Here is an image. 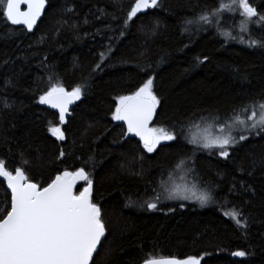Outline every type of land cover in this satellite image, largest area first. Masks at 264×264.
<instances>
[{"label":"trees","instance_id":"obj_1","mask_svg":"<svg viewBox=\"0 0 264 264\" xmlns=\"http://www.w3.org/2000/svg\"><path fill=\"white\" fill-rule=\"evenodd\" d=\"M45 1L32 33L11 26L0 5V160L42 187L84 168L106 226L91 264L190 256L200 264H264V133L230 147L227 159L189 143L196 125L264 102V22L255 17L247 42L237 43L219 30L226 15L195 22L220 0H159L130 21L135 0ZM249 2L264 14V0ZM149 78L160 100L153 127L176 136L152 153L112 119L118 97ZM56 83L82 89L64 124L39 103ZM50 127H60L64 139ZM182 174L208 188L214 202L163 198L162 186ZM9 204L0 181V215ZM233 208L246 226L225 215Z\"/></svg>","mask_w":264,"mask_h":264},{"label":"snow or ice","instance_id":"obj_2","mask_svg":"<svg viewBox=\"0 0 264 264\" xmlns=\"http://www.w3.org/2000/svg\"><path fill=\"white\" fill-rule=\"evenodd\" d=\"M0 5H3V16L8 22L12 25H25L31 31L42 14L45 0H0ZM22 6H26V10H22ZM158 6L159 0H135L127 20H132L145 9ZM237 9L243 17L239 25L241 32L248 31V25L255 17H258V22H264V14H259L249 0H228L227 3L220 0L211 15L202 14L195 22L211 24L212 17H219L225 11L235 12ZM187 23L191 24L193 21ZM222 34L234 39L230 32ZM257 43L249 41V46H256ZM103 55L101 53L102 58ZM81 95L82 89L79 86L67 91L56 83L39 97V103L57 109L59 122L64 124L69 105L79 100ZM159 104L160 100L153 92V78H149L132 94L118 97L112 116L115 121H123L127 125V132L139 137L149 153L155 152L162 141L176 139L174 134L163 128L149 127ZM234 128L250 134L264 133V102L244 106L239 112L234 110L229 120L219 128L220 135H213L209 125L201 136H193L189 143L197 144L199 148L209 152L218 149L219 155L227 159L229 147L248 138L241 134L238 141L232 135ZM49 131L58 139H64L60 127H50ZM189 170L195 171L194 168ZM0 178L6 181L7 189L10 190V204L3 210L4 214L0 215V264H91L102 238L106 236V226L101 207L93 202V181L84 168L74 172L64 171L42 187L32 182L22 168L17 167L13 172L6 167L5 161L0 160ZM81 180L87 186L76 194L74 189ZM162 187L167 194L165 198L169 200L194 201L200 207L214 202L212 192L196 183L191 186L178 184ZM156 200H160V195L156 196ZM147 208L155 211L157 203L147 202ZM225 215L238 226H246L241 225L239 217L242 213L239 210L233 208ZM233 255L243 257L246 253L237 251ZM145 264H200V259L193 256L182 260L161 257L148 259Z\"/></svg>","mask_w":264,"mask_h":264},{"label":"rangeland","instance_id":"obj_3","mask_svg":"<svg viewBox=\"0 0 264 264\" xmlns=\"http://www.w3.org/2000/svg\"><path fill=\"white\" fill-rule=\"evenodd\" d=\"M224 2L227 3L228 0H225ZM239 13H240V10L239 9H237L235 12H227V11H225L223 13L224 15L223 14L220 15V16H225L226 15L222 19L223 20L224 27L221 25V27L220 28L218 27V28H219V30L222 33L230 32L231 33V36L234 37V39H232V38H226L223 35V37L226 40L237 41V43H239L238 41H240V42L241 41H244V43H245V42H247V38L245 37V34H247L248 31H249V29L251 28V26H252V24L254 22V18H253V22L248 25V31L247 32H241L239 25H240V22L243 19V17ZM220 22H221V20H220ZM249 114H250V112L247 113V114H245V116L246 115H249ZM227 120H229V119H227ZM225 121H222V122H215V121H213L211 123L209 122V123H205V124H198V125H196L194 127V129H193V131L191 133V138L193 136H197V137L201 136L203 134L204 129L207 128L209 125H211L210 131L212 132L213 135H220L221 133L219 132V128L224 124ZM241 134L246 135L247 137H249V135H253V134H256V133H251L250 134L248 132H241L238 128H234L233 131H232V135L235 136L238 141H239V136ZM167 142H169V141H162L160 143V145L161 144H164V143H167ZM239 142H242V141H239ZM217 151H218V149H217ZM178 184H186L188 186H191V184H193V182L191 180H189L184 174H182V175H177V177L173 178L169 182H166V184H164L163 186L172 187V186L178 185ZM166 195L167 194L164 192V196H166ZM163 198H165V197H163ZM172 201L177 202V203L194 204V205L200 207V205L198 203L194 202V201H187V200H172ZM235 257L241 258V257H238V256H235Z\"/></svg>","mask_w":264,"mask_h":264},{"label":"water","instance_id":"obj_4","mask_svg":"<svg viewBox=\"0 0 264 264\" xmlns=\"http://www.w3.org/2000/svg\"><path fill=\"white\" fill-rule=\"evenodd\" d=\"M46 9H47V3H46V1H45V7H44V9H43V11H42V14H41L40 18L37 20L36 24L34 25V27H33V29H32L31 31H29L25 25H12L10 22H9V24H10L11 26H14V27L23 28V29H24L25 31H27L28 33H32V32L36 29V27H37L38 23L40 22V20L43 18V15H44ZM150 9H151V8H148V9H145V10H143V11H141V12H146V11H148V10H150ZM22 10H26V6H22ZM79 102H80V99L69 105V107H68V113L66 114V117H65V122L67 121L68 118L71 117V110H72L76 105H78ZM43 105H44V104H43ZM44 107H45L48 111L55 113V114L58 116V118H59V112H58L57 109H53V108L49 107L48 105H44ZM156 114H157V112H156ZM155 118H156V116L153 118V121L150 123L149 127H153V125H154V123H155ZM118 123L121 124V125H123V126L125 127V129L127 130V125H126L123 121H118ZM129 135H130L132 138H134L136 141H138V142L143 146V142L140 140L139 137H137V136H135V135H133V134H131V133H129ZM61 174H62V173H61ZM0 181L4 184L5 189L7 190L8 194L10 195V190L7 189L6 181H3L2 178H0ZM83 183H84L83 180L77 182L76 188L74 189V192H75L76 194L79 193V192H78V193L76 192L77 188H78L81 184H83ZM86 186H87V185H86ZM86 186H85V187H86ZM83 188H84V187H83ZM83 188L81 189V191L83 190ZM104 239H105V238H102V242H103ZM102 242H101V243H102ZM99 247H100V246H98V249H99ZM95 254H96V253H94L93 258H94V256H95ZM143 264H145V263H143Z\"/></svg>","mask_w":264,"mask_h":264},{"label":"bare ground","instance_id":"obj_5","mask_svg":"<svg viewBox=\"0 0 264 264\" xmlns=\"http://www.w3.org/2000/svg\"><path fill=\"white\" fill-rule=\"evenodd\" d=\"M224 15V14H223ZM222 19V18H221ZM7 191V190H6ZM8 193V192H7Z\"/></svg>","mask_w":264,"mask_h":264}]
</instances>
